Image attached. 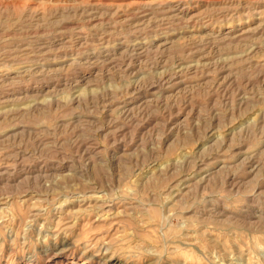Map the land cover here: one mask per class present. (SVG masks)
I'll use <instances>...</instances> for the list:
<instances>
[{"label": "rangeland", "instance_id": "1", "mask_svg": "<svg viewBox=\"0 0 264 264\" xmlns=\"http://www.w3.org/2000/svg\"><path fill=\"white\" fill-rule=\"evenodd\" d=\"M0 264H264V0H0Z\"/></svg>", "mask_w": 264, "mask_h": 264}, {"label": "bare ground", "instance_id": "2", "mask_svg": "<svg viewBox=\"0 0 264 264\" xmlns=\"http://www.w3.org/2000/svg\"><path fill=\"white\" fill-rule=\"evenodd\" d=\"M101 255V254H100Z\"/></svg>", "mask_w": 264, "mask_h": 264}]
</instances>
